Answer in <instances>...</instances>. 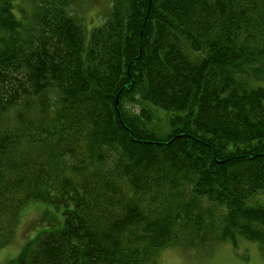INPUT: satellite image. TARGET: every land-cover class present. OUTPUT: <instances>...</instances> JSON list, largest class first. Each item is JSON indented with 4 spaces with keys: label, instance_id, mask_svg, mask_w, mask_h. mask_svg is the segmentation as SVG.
I'll use <instances>...</instances> for the list:
<instances>
[{
    "label": "trees",
    "instance_id": "obj_1",
    "mask_svg": "<svg viewBox=\"0 0 264 264\" xmlns=\"http://www.w3.org/2000/svg\"><path fill=\"white\" fill-rule=\"evenodd\" d=\"M32 6L0 0V247L38 202L63 227L24 264L239 240L264 262L247 204L264 191V0H114L88 36L68 0Z\"/></svg>",
    "mask_w": 264,
    "mask_h": 264
},
{
    "label": "rangeland",
    "instance_id": "obj_2",
    "mask_svg": "<svg viewBox=\"0 0 264 264\" xmlns=\"http://www.w3.org/2000/svg\"><path fill=\"white\" fill-rule=\"evenodd\" d=\"M114 0H68L70 16L82 26L87 34L101 25L108 17ZM14 10L33 9V0H13ZM249 206H264V191L256 193L247 201ZM42 220V223H41ZM53 221L56 225H52ZM63 227L60 210L50 205L33 202L20 213L13 238L0 247V264H24L21 253L27 242L41 231H58ZM155 264H264L260 245L239 240L234 247L229 243L186 249L171 247L162 251Z\"/></svg>",
    "mask_w": 264,
    "mask_h": 264
}]
</instances>
